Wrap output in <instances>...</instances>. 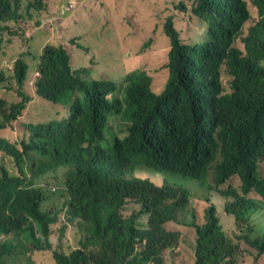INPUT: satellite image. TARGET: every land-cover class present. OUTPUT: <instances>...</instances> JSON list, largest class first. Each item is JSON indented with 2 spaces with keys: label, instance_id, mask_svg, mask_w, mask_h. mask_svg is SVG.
<instances>
[{
  "label": "trees",
  "instance_id": "1",
  "mask_svg": "<svg viewBox=\"0 0 264 264\" xmlns=\"http://www.w3.org/2000/svg\"><path fill=\"white\" fill-rule=\"evenodd\" d=\"M44 2L28 9L45 10ZM162 3H173L176 21V10H191L206 39L184 43L175 16L165 18L169 78L160 93L149 71L119 83L90 79L59 45L35 58L30 96L26 54L9 63L18 1L0 0V264H167L179 257L170 223L194 230V264H264V0ZM250 6L257 20L244 34ZM37 103L59 110L42 122ZM116 117L127 122L123 138L107 135ZM140 165L163 184L131 179ZM58 175L64 189L50 190ZM168 175L200 182L204 200L191 203ZM215 196L225 198L240 244L221 223Z\"/></svg>",
  "mask_w": 264,
  "mask_h": 264
},
{
  "label": "rangeland",
  "instance_id": "2",
  "mask_svg": "<svg viewBox=\"0 0 264 264\" xmlns=\"http://www.w3.org/2000/svg\"><path fill=\"white\" fill-rule=\"evenodd\" d=\"M17 1L21 18L19 23L12 27L20 28V30L11 44L9 63L12 67L14 59L21 54H26L24 58L30 64L26 91L30 96H34L32 81L37 64L35 58L42 53L46 46L59 45L67 47L72 66L77 72H84L94 79L117 82L129 72L141 69L150 72L157 93L164 89L169 78V71L164 67V64L168 60L170 39L164 33L163 23L166 17L174 15L170 11L172 8H167V6L172 7L173 3L163 4L162 0H45L43 6L46 9L36 10L32 7L28 9V7L37 0ZM176 11L179 13V15L176 13L177 21L174 15L176 26L181 32L183 42L188 45L205 42L203 41L206 39L205 23L191 10L185 13ZM250 11L252 17L244 28V34L257 20V14L252 6H250ZM150 39L153 42L145 51H142V47ZM224 83L227 86V78L224 79ZM110 99L113 100V94L110 95ZM48 104L52 105L49 102ZM35 106L36 112L44 116L42 122L50 121L59 110L57 107H53L47 111L46 105L39 103ZM29 111H34L31 104L25 113ZM125 127V122L116 117L111 123V128L108 129L107 135L111 138L114 137V133L123 135ZM2 163L7 164L8 169L17 172L10 159L3 158ZM259 167L264 171V166ZM139 175L149 177L156 184H163V176L145 172H141ZM57 177V179L50 178V190L54 187L62 188L64 186L63 178L60 175ZM166 178L167 183L186 189L191 194V203L204 200L205 191L197 180L175 175H168ZM38 185L45 186L43 181L38 182ZM57 201L63 202L59 199ZM213 201L219 207V218L228 232L229 238L234 241V244H240L239 234L241 233L235 232L234 221L232 222V218H229L224 212L225 198L215 196ZM190 210L191 208H189V212ZM188 218L189 213L181 214L180 219ZM167 229L179 233V257H168L167 264H194L196 241L194 230L173 223L168 224ZM240 259L238 264H252L248 257Z\"/></svg>",
  "mask_w": 264,
  "mask_h": 264
},
{
  "label": "clouds",
  "instance_id": "3",
  "mask_svg": "<svg viewBox=\"0 0 264 264\" xmlns=\"http://www.w3.org/2000/svg\"><path fill=\"white\" fill-rule=\"evenodd\" d=\"M164 67L166 68V69H168L167 67H166V63L164 64ZM138 70H141V69H138ZM134 71H137V70H134ZM134 71H131V72H134ZM168 71H169V69H168ZM131 72H129V73H131ZM128 73V74H129ZM128 74H126L122 79H120L119 81H117V82H114V83H119V82H121ZM90 79H94V78H92V77H89ZM95 80H98V79H95ZM120 118V117H119ZM123 120V119H122ZM124 122H125V124H126V126H127V122L125 121V120H123ZM125 130H126V127H125ZM114 135H118L119 137H121V138H123V137H125V135H126V133L124 132V134L123 135H119V134H117V133H114ZM141 167V168H140ZM141 172H145V173H149V174H152V175H156V176H162L160 173H158V172H156V171H154V170H152V169H150V168H148L147 166H145V165H140V166H138L137 167V169H136V172H135V174L131 177V179H133V180H139V181H146V182H148V181H151V182H153L149 177H142L141 175H139ZM137 176H139L140 178H138ZM142 178H146V179H142ZM154 183V182H153ZM155 185H157L156 183H154Z\"/></svg>",
  "mask_w": 264,
  "mask_h": 264
},
{
  "label": "built area",
  "instance_id": "4",
  "mask_svg": "<svg viewBox=\"0 0 264 264\" xmlns=\"http://www.w3.org/2000/svg\"><path fill=\"white\" fill-rule=\"evenodd\" d=\"M72 7V6H71Z\"/></svg>",
  "mask_w": 264,
  "mask_h": 264
}]
</instances>
